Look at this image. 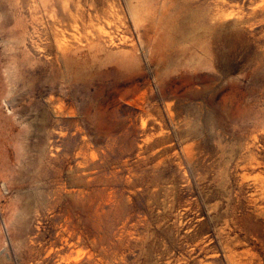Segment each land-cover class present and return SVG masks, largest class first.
Wrapping results in <instances>:
<instances>
[{"label": "rangeland", "instance_id": "rangeland-1", "mask_svg": "<svg viewBox=\"0 0 264 264\" xmlns=\"http://www.w3.org/2000/svg\"><path fill=\"white\" fill-rule=\"evenodd\" d=\"M0 264H264V0H0Z\"/></svg>", "mask_w": 264, "mask_h": 264}, {"label": "bare ground", "instance_id": "bare-ground-1", "mask_svg": "<svg viewBox=\"0 0 264 264\" xmlns=\"http://www.w3.org/2000/svg\"><path fill=\"white\" fill-rule=\"evenodd\" d=\"M192 11H193V10H192ZM190 15H193V14H190ZM194 15H195V13H194ZM189 17H190V16H189ZM194 17H195V16H194ZM2 18H3V17H2ZM191 18H192V17H191ZM193 19H194V18H193ZM3 20H4V19H3ZM191 20H192V19H191ZM191 20H190V23L192 24L194 21L192 20L193 22H191ZM211 20H212V19H211ZM194 24H195V23H194ZM8 26H9V25H8ZM191 26H192V25H191ZM2 28H3V27H2ZM193 28H194V27H193ZM196 28H197V27H196ZM196 30H197V29H196ZM15 37H16V36H15ZM200 38H201V37H200ZM9 40H10V39H9ZM208 50H209V48H208ZM73 59H74V58H73ZM194 64H195V63H194ZM195 66H196V65H195ZM193 67H194V66H193ZM81 68H82V67H81ZM196 68H197V67H196ZM114 76H115V75H114ZM126 76H127V75H126ZM127 77H128V76H127ZM127 77H126V78H127ZM121 79H122V78H121ZM124 79H125V78H124ZM123 83H124V82H123ZM119 88H120V87H119ZM98 107H99V106H98ZM95 108H96V107H95ZM86 109H87V108H86ZM94 110H95V109H94ZM97 117H98V116H97ZM42 118H43V117H42ZM42 120H43V119H42ZM90 121H91V120H90ZM101 126H102V125H101ZM105 129H106V128H105ZM24 165H25V164H24ZM33 166H34V165H33ZM25 167H26V166H25ZM27 168H28V167H27ZM23 170L25 171L26 169L23 168ZM35 187H36V186H35ZM34 191H35V190H34ZM35 192H36V191H35ZM235 263H237V262H235Z\"/></svg>", "mask_w": 264, "mask_h": 264}]
</instances>
